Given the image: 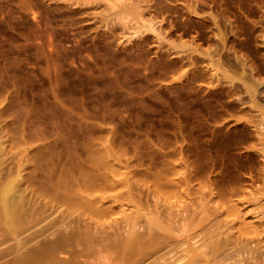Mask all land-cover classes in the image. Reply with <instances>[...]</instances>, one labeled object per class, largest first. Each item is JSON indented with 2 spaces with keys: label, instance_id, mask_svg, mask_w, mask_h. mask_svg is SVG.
Returning <instances> with one entry per match:
<instances>
[{
  "label": "rangeland",
  "instance_id": "374dc122",
  "mask_svg": "<svg viewBox=\"0 0 264 264\" xmlns=\"http://www.w3.org/2000/svg\"><path fill=\"white\" fill-rule=\"evenodd\" d=\"M263 39L264 0H0V185L28 226L57 218L49 238L79 226L57 255H115L102 235L141 230L155 199L234 202L262 162L260 112L236 93L241 75L264 88ZM49 178L93 206L52 198ZM24 240L0 264L39 243ZM166 250L147 264L171 263Z\"/></svg>",
  "mask_w": 264,
  "mask_h": 264
},
{
  "label": "bare ground",
  "instance_id": "6f19581e",
  "mask_svg": "<svg viewBox=\"0 0 264 264\" xmlns=\"http://www.w3.org/2000/svg\"><path fill=\"white\" fill-rule=\"evenodd\" d=\"M242 60V58L239 59L243 63L242 65H245V59ZM252 66L255 73L252 74L259 75L261 67L255 63H252ZM250 70L252 71V69ZM239 80L244 93H236L237 100L240 102L238 106L244 108L246 105H250L252 108H257L261 115L259 120L264 122V105L256 99L258 96H264V88L256 93V85L247 75H241ZM261 121H258L262 125L260 124L261 127L259 128L256 126L258 133L256 132L255 135L258 136L259 153L261 152L260 156L262 155L258 157L259 160L262 158L259 170L256 165L259 174L255 178L260 177L259 182L255 179L256 184L258 183L256 186L253 178H250L252 173L249 172V180H252V183L247 185L251 188L243 192L242 196L238 192L241 197L238 196L236 199L237 196H234L236 199L234 202L229 203L226 199L227 203H223L219 200L221 198H217L219 201L218 203L215 201V204L212 196L210 198L212 201L208 199L210 202L202 200L198 204L197 202L201 199L193 200L194 203L198 204L197 207L194 203L191 205L189 200V204L186 200V204L184 201V205L180 203L183 207L175 202L179 206L175 207L172 200V203L167 201L170 203L169 206L164 203L168 207L163 204L165 201L160 202L164 205L163 207L167 208L165 210L159 203L164 209L160 210L158 203H155L158 199H155L152 204L154 208L146 212L141 219V230L133 225L127 228L121 227L112 234L106 232L102 235V237H106V244L102 248L106 251L111 250L115 255H103V253L97 255H57L65 243H70V241L75 243L79 240V226L76 225L72 234L60 233L54 238H49V231L56 226L57 218L47 216L34 225L28 226L33 218L25 198L16 190L14 183L6 182L0 185V230L7 233L10 238L7 241L9 245L0 243V258L6 257L7 248L19 237L25 239L24 245L31 244L32 241L33 243L39 241L26 251L17 248L13 254H10L8 261L1 264H143L144 259L146 261L144 264H147L151 263V255H160V251L163 253L162 251L167 248L171 250L172 246H176L175 249L179 248V251L176 252H179V255H175V258L174 254L171 253L173 249L171 251L167 249L166 252H170L168 253L170 254L169 257L174 256H171L170 259L175 258L174 261L172 258L169 264H264V123ZM24 162L25 160L20 158L17 160L16 169L18 172ZM247 180L248 177L245 181ZM46 184L51 188L52 192H49V195L52 198L57 197L63 203L67 201L68 205L71 202L75 204L74 206L70 205V208L78 207L80 204V209L84 208L85 210L86 207L87 210L90 209L88 207L93 206L92 200H86L90 195L86 199L80 197L79 200L78 197H72L67 191H64L60 183L52 178H49ZM41 191L45 192L46 190L41 189ZM194 205L195 207H193ZM78 214L79 212L76 213V215ZM161 258L160 260L157 258L159 261L155 258V261L159 262L156 264L161 263ZM167 258L163 261L169 262Z\"/></svg>",
  "mask_w": 264,
  "mask_h": 264
}]
</instances>
